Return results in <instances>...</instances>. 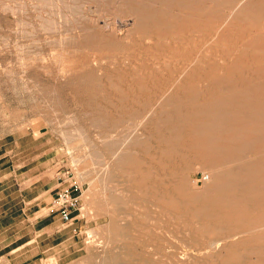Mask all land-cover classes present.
<instances>
[{
	"label": "rangeland",
	"instance_id": "rangeland-1",
	"mask_svg": "<svg viewBox=\"0 0 264 264\" xmlns=\"http://www.w3.org/2000/svg\"><path fill=\"white\" fill-rule=\"evenodd\" d=\"M0 264H264V0H0Z\"/></svg>",
	"mask_w": 264,
	"mask_h": 264
},
{
	"label": "crops",
	"instance_id": "crops-1",
	"mask_svg": "<svg viewBox=\"0 0 264 264\" xmlns=\"http://www.w3.org/2000/svg\"><path fill=\"white\" fill-rule=\"evenodd\" d=\"M37 175H38V171H35L33 172V174L28 176V178L37 177ZM58 185L59 184L57 177H55V179L51 180L50 183H48L47 185L40 184L41 187L38 189H35L34 186L29 187L28 191L26 192L28 194L27 196H25L27 198L26 201L27 206L35 207V206H39L40 204L46 203L48 198H50L51 195L54 194V192L57 190ZM73 214H74L73 212L70 213L72 219L74 218ZM39 221L41 222V224L39 225L38 230L35 231L34 236L33 238H31V240L35 244H38L39 242L42 241L39 239V237L43 236V242L48 243L46 244L47 249H52L54 245L61 246L62 242H65L67 244L71 243L74 235L77 232L75 227L72 225V222H70L67 225H64L61 223L58 215H53L51 217L44 216L41 219H39ZM35 222L37 221L35 220ZM53 243L56 244L52 246Z\"/></svg>",
	"mask_w": 264,
	"mask_h": 264
},
{
	"label": "built area",
	"instance_id": "built-area-1",
	"mask_svg": "<svg viewBox=\"0 0 264 264\" xmlns=\"http://www.w3.org/2000/svg\"><path fill=\"white\" fill-rule=\"evenodd\" d=\"M58 188L51 202L50 212L59 216L64 225L72 221L70 213L78 207L80 185L72 178L69 170L56 173Z\"/></svg>",
	"mask_w": 264,
	"mask_h": 264
},
{
	"label": "bare ground",
	"instance_id": "bare-ground-1",
	"mask_svg": "<svg viewBox=\"0 0 264 264\" xmlns=\"http://www.w3.org/2000/svg\"><path fill=\"white\" fill-rule=\"evenodd\" d=\"M210 145H211V144H210ZM207 146H209V145H207ZM255 175H256V174H255ZM238 180H239V179H238ZM175 190H176V189H175ZM177 191H178V190H177ZM179 193H180V192H179ZM243 193H244V192H243ZM180 194H181V193H180ZM225 203H226V202H225ZM231 203H232V202H231ZM221 204H222V203H221ZM232 204H233V203H232ZM232 204H231V206H232ZM181 205H182V204H181ZM227 205H228V202H227ZM243 205H245V204H243ZM223 206H224V205H223ZM217 207H218V206H217ZM217 207L214 208V210L217 209ZM255 207H256V206H255ZM220 208H221V207H220ZM220 208H219V211L221 210ZM222 208H223V207H222ZM230 208H231V207H230ZM223 209H224V208H223ZM198 210H199V209H198ZM227 210H228V209H227ZM230 210H231V209H230ZM238 210H239V209H238ZM212 211H213V210H212ZM228 211H229V210H228ZM228 211H227V212H228ZM233 211H234V209H233ZM203 212H204V211H203ZM203 212H202V213H203ZM213 212H214L215 217H216V213H215L216 211H213ZM231 212H232V211H231ZM207 213H208V212H207ZM224 213H225V210H224ZM237 213H239V212L236 211V215H237ZM252 213H253V212H252ZM208 214H211V215H212V216H211V217H212V220H210V221L213 222V219H214L215 217L213 216V214H212L211 212L208 213ZM229 215H230V214H229ZM234 215H235V214H234ZM230 216H231V215H230ZM223 217H224V215H223ZM231 217H232V216H231ZM233 217H236V216H233ZM225 218H226V217H225ZM228 219H229V217H228ZM230 219L232 220V218H230ZM258 220H259V219H258ZM262 220H263V219H262ZM225 221H226V220H225ZM228 221H230V220H228ZM257 222H258V221H257ZM210 223H211V222H210ZM229 223H230V222H229ZM213 224H214V222H213ZM215 224H216V223H215ZM230 224H231V223H230ZM217 225H218V224H217ZM233 225H234V224H233ZM212 226H213V225H211V226L209 227L208 230H210V228H211V230L213 231ZM234 226H235V225H234ZM256 226H257V225H256ZM258 226H259V224H258ZM213 227H214V226H213ZM218 227H219V226H218ZM225 227H227V226H225ZM229 227L231 228V226H229ZM220 228H221V227H220ZM206 229H207V228H206ZM224 231H225V230H224ZM230 234H231V233H230ZM233 236H234V235H233ZM233 238H234V237H233ZM235 239H236V238H235ZM229 242H230V240H229ZM232 242H233V241H232ZM235 242H236V241H235ZM236 243H237V242H236ZM228 244H229V243H228ZM232 245H233V244H232ZM228 247H229V245H228ZM228 256H230V255H228ZM98 258H99V257H98ZM230 260H231V259H230ZM226 262H227V261H226Z\"/></svg>",
	"mask_w": 264,
	"mask_h": 264
}]
</instances>
